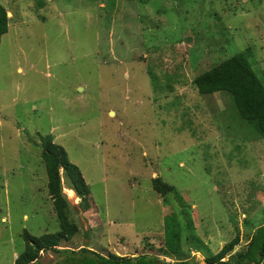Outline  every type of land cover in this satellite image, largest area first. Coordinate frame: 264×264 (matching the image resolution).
Listing matches in <instances>:
<instances>
[{
    "label": "rangeland",
    "instance_id": "1",
    "mask_svg": "<svg viewBox=\"0 0 264 264\" xmlns=\"http://www.w3.org/2000/svg\"><path fill=\"white\" fill-rule=\"evenodd\" d=\"M0 4L10 14L0 40V264L14 263L24 231H59L41 159L47 135L89 189L79 199L62 178L79 231L58 249L199 264L236 236L231 255L245 250L264 225V138L228 94L202 96L193 81L248 49L264 85V0ZM154 178L176 192L162 198ZM166 216L176 256L164 247ZM60 261L47 251L36 264Z\"/></svg>",
    "mask_w": 264,
    "mask_h": 264
},
{
    "label": "trees",
    "instance_id": "2",
    "mask_svg": "<svg viewBox=\"0 0 264 264\" xmlns=\"http://www.w3.org/2000/svg\"><path fill=\"white\" fill-rule=\"evenodd\" d=\"M7 12L0 4V40L8 31L10 18ZM249 59L250 51L245 49L198 75L193 84L202 96L215 93L228 94L240 121L251 128L258 138H264V85L254 72ZM40 141L41 159L47 175V193L56 215L59 231L39 237L24 231V248L13 264H36L41 255L47 251L63 257V261L54 264H199L193 260L187 261L178 255L180 249L171 243L170 239V232L175 230L177 224L174 221L168 226V216L164 231V247L169 256L178 255L175 262L159 260L148 255L120 257L111 254L105 257L87 248L78 251L58 249L61 242L71 241L79 231L78 226L68 218V202L62 191V178L79 199L89 196V189L80 170L69 161L63 147L55 144L50 135L40 137ZM152 188L162 198L176 192L174 187L162 182L160 178L152 180ZM178 235L174 234L172 237L179 240ZM238 244L239 238L236 236L219 252L206 256L205 264H264V225L253 233L245 250L231 255Z\"/></svg>",
    "mask_w": 264,
    "mask_h": 264
},
{
    "label": "water",
    "instance_id": "3",
    "mask_svg": "<svg viewBox=\"0 0 264 264\" xmlns=\"http://www.w3.org/2000/svg\"><path fill=\"white\" fill-rule=\"evenodd\" d=\"M9 13H7V16H8Z\"/></svg>",
    "mask_w": 264,
    "mask_h": 264
},
{
    "label": "crops",
    "instance_id": "4",
    "mask_svg": "<svg viewBox=\"0 0 264 264\" xmlns=\"http://www.w3.org/2000/svg\"><path fill=\"white\" fill-rule=\"evenodd\" d=\"M8 15H10V14H8Z\"/></svg>",
    "mask_w": 264,
    "mask_h": 264
}]
</instances>
